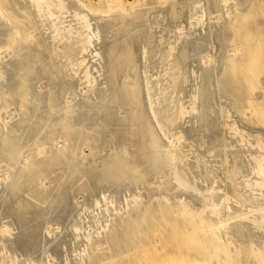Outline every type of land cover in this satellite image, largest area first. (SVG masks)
Returning a JSON list of instances; mask_svg holds the SVG:
<instances>
[{"label":"bare ground","instance_id":"6f19581e","mask_svg":"<svg viewBox=\"0 0 264 264\" xmlns=\"http://www.w3.org/2000/svg\"><path fill=\"white\" fill-rule=\"evenodd\" d=\"M97 2L0 0V264H264V0Z\"/></svg>","mask_w":264,"mask_h":264},{"label":"rangeland","instance_id":"374dc122","mask_svg":"<svg viewBox=\"0 0 264 264\" xmlns=\"http://www.w3.org/2000/svg\"><path fill=\"white\" fill-rule=\"evenodd\" d=\"M90 1V0H89ZM98 1V0H97ZM96 0H92V3H93V5H94V7L95 8H101V9H104V8H106L105 6H106V4H99V6H97L96 5V3H98ZM126 3H130L132 0H124ZM130 1V2H129ZM134 1V0H133ZM133 1L131 2V3H133ZM144 1H146V0H144ZM155 1H157L159 4H161V3H165V1H167V0H155ZM95 3V4H94ZM162 5V4H161ZM101 6V7H100Z\"/></svg>","mask_w":264,"mask_h":264}]
</instances>
